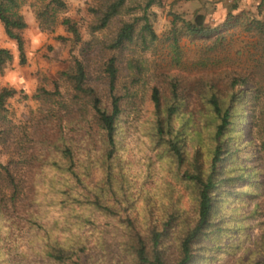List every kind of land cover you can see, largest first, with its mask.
Wrapping results in <instances>:
<instances>
[{
  "label": "rangeland",
  "instance_id": "obj_1",
  "mask_svg": "<svg viewBox=\"0 0 264 264\" xmlns=\"http://www.w3.org/2000/svg\"><path fill=\"white\" fill-rule=\"evenodd\" d=\"M18 1V12L27 22L21 31L25 63L20 62L17 43L6 35L0 21V46L13 54L12 61L0 70V91L3 87L16 89L0 112V161L12 163L21 185L13 204L12 189L0 173V248L6 254V264H46L38 252L40 242L33 241L32 215L42 214L39 222L49 224L61 218L63 211L61 205L51 202L54 194L59 201L65 200L68 192L81 199L94 198L100 181L102 168L97 160L100 153H106L107 143L90 102L76 96L65 74L72 70L76 58L86 65L88 84L105 107L111 110L113 97H120L116 153L131 197V204L118 205L109 216L97 214L87 264H132L121 243L130 232L128 220L136 224L142 220L148 194L160 193L190 213L193 210L185 185L167 169L162 147L154 139V88L168 100L171 81L178 79L184 111L205 131L206 121L199 113L204 109L203 94L214 88L226 96L234 78L239 77L250 78L254 85L239 104L235 130L241 132L242 143L252 146L235 157L237 174L245 173L244 179L225 200L221 234L205 241L209 248L199 253V264L262 261L264 33L254 20L264 25V0H161L149 8L158 39L148 45L136 40L120 49L110 46L115 33L124 20L143 14L147 0H128L127 11L99 30L94 26L108 0H65L67 7L61 10L49 8V0ZM47 7L49 15L40 17L39 12ZM197 12L206 15V25L215 31L207 36L181 35L176 49L172 38L175 15L192 19ZM66 18L77 24L79 39L63 23ZM111 57L116 58L118 67L113 90L107 72ZM245 88L237 85L234 91L240 95ZM61 153H73L75 174L56 172V163L66 162ZM54 185H63L64 193Z\"/></svg>",
  "mask_w": 264,
  "mask_h": 264
},
{
  "label": "trees",
  "instance_id": "obj_2",
  "mask_svg": "<svg viewBox=\"0 0 264 264\" xmlns=\"http://www.w3.org/2000/svg\"><path fill=\"white\" fill-rule=\"evenodd\" d=\"M155 3L160 4L161 0H147L142 7L141 16L122 22L111 42L113 49L123 48L136 40L148 45L150 41L158 39L151 23V14L154 13L149 12V8ZM127 5L128 0H108L100 9L99 22L94 30L107 27L115 17L127 11ZM19 6L18 0H0V21L6 35L17 43L20 62L25 63V40L21 31L27 27V22L18 12ZM48 7L61 10L67 4L65 0H49ZM48 7L39 12L40 17L49 15ZM232 8H237V5ZM179 20L180 25L177 23ZM63 23L76 39L80 38L77 24L72 19L66 18ZM254 23L264 33L263 23L259 20H254ZM213 31L215 30L206 25L204 13L197 12L192 19H182L175 15L173 46L179 48L181 35L207 36ZM12 59L11 50L0 46V70ZM107 64L110 87L113 90L118 77L116 58L111 57ZM65 74L71 81L76 96L90 102L98 126L105 134L106 153H100L97 160L102 168V175L94 198L81 199L79 195L68 192V197L59 201L54 194L51 202L56 206L61 205V218L43 224L39 222L43 215L38 213V216L32 215L35 219L31 224L35 238L33 241L40 242L38 252L46 264H87L85 257L90 250V240L95 236L97 214L109 216L118 209V205L131 204L128 193L130 186H127L128 182L121 163L117 161L116 153L117 123L121 113L120 97H113L111 110L105 107L96 89L88 84L86 65L78 58L75 59L72 70ZM251 83L248 77L234 78L231 83L232 90L226 96L220 95L214 88L203 94L204 109L199 113L206 121L205 131L198 127L191 113L184 111V97L180 92L178 79L171 81V95L168 100L162 99L159 88H154V139L162 147L160 150L167 169L185 185L193 210L190 213L175 201L164 199V195L160 193L148 194L141 212L142 220L138 224L133 219L128 220L130 232L121 243L123 252L132 264H199L200 252L209 248L205 241L221 234V225L224 224L222 215L225 214L223 211L227 202L225 200L231 196L233 189L239 187L238 184L245 174H237L235 157L252 146L250 143H242L241 132L235 130L240 120L239 104L254 85ZM237 85L246 86L245 90L240 91V95L234 91ZM1 89L0 112L4 110L7 99L16 93L14 88ZM234 136L239 141L236 137L234 142L231 141ZM61 155L66 162L56 163V172L63 176L65 173L75 174L73 153ZM0 173L12 189L10 200L15 204L21 185L14 174L12 163L0 161ZM64 184L68 186L65 181ZM54 186L57 191L64 193L63 185ZM1 211L0 206V219ZM1 228L0 225V231ZM0 256V264H6V254L1 248ZM262 258V261H255L253 264H264V245Z\"/></svg>",
  "mask_w": 264,
  "mask_h": 264
}]
</instances>
